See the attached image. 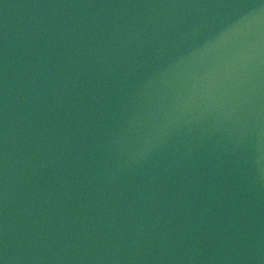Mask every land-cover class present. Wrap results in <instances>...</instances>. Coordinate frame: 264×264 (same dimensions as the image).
<instances>
[{"label":"water","instance_id":"obj_1","mask_svg":"<svg viewBox=\"0 0 264 264\" xmlns=\"http://www.w3.org/2000/svg\"><path fill=\"white\" fill-rule=\"evenodd\" d=\"M0 264H264V0H0Z\"/></svg>","mask_w":264,"mask_h":264}]
</instances>
